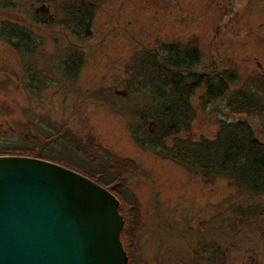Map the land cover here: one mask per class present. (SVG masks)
Here are the masks:
<instances>
[{"label": "rangeland", "instance_id": "obj_1", "mask_svg": "<svg viewBox=\"0 0 264 264\" xmlns=\"http://www.w3.org/2000/svg\"><path fill=\"white\" fill-rule=\"evenodd\" d=\"M43 1L0 0V22L29 27L28 15L56 18V6ZM95 8L80 74L70 82L58 76L37 95L26 90L18 52L0 40V156L53 162L112 189L123 203L116 199L126 264H264V195L137 146L123 111L142 101L125 96L132 56L169 42L196 46L201 69L234 73L230 91L249 92L252 81L264 87V0H102ZM33 29L49 70L62 29ZM203 94L193 95L195 122L179 138L213 139L219 122L245 119L230 113L226 97L202 109ZM250 121L264 126V108Z\"/></svg>", "mask_w": 264, "mask_h": 264}, {"label": "trees", "instance_id": "obj_2", "mask_svg": "<svg viewBox=\"0 0 264 264\" xmlns=\"http://www.w3.org/2000/svg\"><path fill=\"white\" fill-rule=\"evenodd\" d=\"M100 1L71 0L57 4L61 1L50 0L59 17L26 13L30 17L29 27L12 21L0 22V40L18 52L29 94L37 95L46 87L55 86L58 76L70 82L80 74L86 60V50L80 45L93 37L95 7ZM34 26L43 29L59 26L62 29L61 36L54 41L60 52L56 57L51 54L46 62L49 70L40 66L38 54L44 39L37 37ZM132 57L123 83L125 96L134 104L141 98L142 101L123 111L130 115L128 129L135 144L199 172L206 179L211 176L224 178L245 193L264 195V126L256 127L254 122L250 125L257 111L264 108L261 82L252 81L249 92L230 91L238 79H235L236 75L227 70L209 72L207 68L201 69L202 54L192 44L169 42L158 49L139 50ZM200 89H204L202 109L226 97L230 113L245 115V119L219 122L213 139L179 138L195 122L197 110L192 98ZM59 134L47 139H60ZM169 139L173 140L171 144L167 143ZM94 182L121 202L112 189L99 180Z\"/></svg>", "mask_w": 264, "mask_h": 264}, {"label": "water", "instance_id": "obj_3", "mask_svg": "<svg viewBox=\"0 0 264 264\" xmlns=\"http://www.w3.org/2000/svg\"><path fill=\"white\" fill-rule=\"evenodd\" d=\"M115 196L56 163L0 156V264H126Z\"/></svg>", "mask_w": 264, "mask_h": 264}]
</instances>
